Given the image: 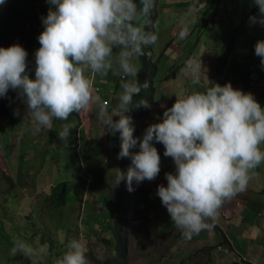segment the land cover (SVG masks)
<instances>
[{"label":"clouds","instance_id":"obj_1","mask_svg":"<svg viewBox=\"0 0 264 264\" xmlns=\"http://www.w3.org/2000/svg\"><path fill=\"white\" fill-rule=\"evenodd\" d=\"M4 2L0 0V5ZM46 3L52 7L42 17L44 30L37 38L40 47L35 52L34 78L29 76L28 53L23 47H0V98L7 97L9 91L17 93L26 105L22 120L27 116L34 135L51 130L54 121H67L71 114L97 106L107 134H119L117 158L131 159L127 173L117 169L113 183L118 187L125 181L129 192L135 190L133 182L139 185L157 178L161 157L154 145L162 144L163 155L172 159L175 171L165 173L166 186H157L161 205L185 239L212 231L224 203L245 192L255 169L264 164V107L253 94L234 89L230 83L221 86L206 77L209 86L203 92L176 99L160 122L149 125L142 137H134L131 117L125 113L133 97L149 84L138 83L140 69L133 60L158 41V34L149 31L154 27L151 16L156 0ZM251 3L258 14L249 17V26L264 27V0ZM187 34L185 28L180 38ZM254 55L264 66V40L256 42ZM114 61V75L120 77L122 91L117 107L109 113L94 82L97 76L104 78L113 71ZM186 71L197 83L202 71L205 75L200 58L189 59ZM137 107L150 105L141 100ZM71 131V125L63 124L58 138L67 142ZM88 177L84 176V181ZM85 182L90 183L91 177ZM48 247L45 242L34 248L17 239L10 254L32 259L46 255ZM86 253L85 243L72 239L57 264H89Z\"/></svg>","mask_w":264,"mask_h":264},{"label":"crops","instance_id":"obj_2","mask_svg":"<svg viewBox=\"0 0 264 264\" xmlns=\"http://www.w3.org/2000/svg\"><path fill=\"white\" fill-rule=\"evenodd\" d=\"M189 4L191 5V3ZM193 5L195 6L194 9L198 10L204 4ZM211 6L216 10V3H212L208 8H211ZM50 7L52 6L48 5L47 13ZM231 9H234V5L230 3V0H222L220 11L221 19H223V23L225 24L226 22L231 23V19L227 21V15L230 18L233 17V15H230ZM207 12H209L208 9ZM209 13L211 15L207 20L215 21L214 12ZM167 14L171 21L170 27L168 26L167 29L173 30L175 27L176 30H180L191 26L190 19L180 21L171 12H167ZM257 14L258 8L249 0L243 21V36L246 39V43H249L250 46L244 48L246 50L241 51V53L248 52L253 55L256 42L264 40V27L259 25L249 26V17ZM151 18L154 20L153 30L156 32L160 19L157 17L155 9ZM232 38L234 45L229 53V57L232 54H237L236 57H239L238 59H246V56L239 52L240 49L237 48V41L234 42V37ZM147 50L146 57L151 62L150 47ZM115 51H118V49ZM220 51L218 54L211 55L209 53V58L212 60V64L215 63V68ZM203 55L200 57L202 66H204ZM135 64L139 67V60ZM154 69L156 70V67ZM176 72L177 70H174L164 78V82L162 83L166 90L158 96L159 100L156 102H153V97L151 98L149 103L150 108H144L147 112L146 116H143V114L134 120V137H142L149 125L160 122L163 112L167 108H170L176 99L187 95V93L198 91L200 84L202 87L206 86L204 84L206 77L212 78L216 82L215 77H208L209 75L206 73L205 76L204 72H201L198 83L194 82L188 73H184L181 77L176 78ZM217 77L219 79L218 75ZM104 78L97 76L94 85H97ZM182 86L185 87V94L182 93ZM121 91L120 77L116 75H114L113 83L109 88L99 90L98 94L101 96L102 101H106L104 107L108 109L109 113L117 107L119 103L118 96ZM98 111V107L94 105L89 111L81 112L80 115L84 118H80L79 116L80 126L76 114H71L75 117V121L71 127L73 139L68 143L67 149L70 152L71 164L75 167V176L73 183L74 192H71L69 195H65V183L63 184V179L60 177V170L67 166L65 159L67 155L66 143L58 138L61 127L65 124L64 121H57L59 122V126H54V130L58 132L57 139L45 141L46 138L43 133L39 135L41 137V141H39L40 158L35 156V158L26 159L22 155L24 152H19L18 159L16 160L18 169L22 170L27 167L26 165H22L23 161H38V172L34 176L37 180L36 184L32 182L30 171L28 173L30 181L27 182L21 179L20 183H17V179L11 173H6L5 167L0 166V171L8 174L13 182L12 189H15L13 195L17 196V205L14 213L8 200L1 215L3 222L7 226L13 220L19 222L20 217L29 216L30 213L25 200L29 197L31 191L34 194L37 191L44 192L45 190L46 196L58 197L60 200L63 198L61 205L64 204V210L62 211L59 207L58 209L52 208L56 205L39 209V214L42 216L41 223L39 224L40 227L31 234H38L41 237L39 238L41 240L39 246L45 242L48 244L47 254L53 257L52 262H47L46 264H57L58 259L62 258L63 254L67 251L68 242L72 239H78L80 234L79 229L82 232L81 234L84 235L82 239L88 237V234H93V236H96V241L100 244L101 254L98 258L95 255H90L89 252L86 253L89 264H106V262L108 264H183L185 261L189 262V264H264V189H260V187H264V164L255 169L256 175L250 180L245 192L224 203L220 210L219 219L212 231H201L191 239H185L173 222H171L166 209L161 205L160 199L156 195L157 186H166L167 184L165 173H174L175 171L172 159L163 155L164 146L159 143L154 145L161 157V171L155 180H145L139 185L133 182L135 190L132 192L127 190L125 181H121L118 187H113L117 169L126 174L131 165V159L117 158L120 165L114 170L115 172L104 170V168H108L109 148L115 147L113 151H115L118 157L121 141L118 133L116 134L118 137L117 141H114V138L107 134L103 121L98 118ZM134 114L138 116L136 112ZM113 119H118V117H113ZM18 121L17 118L9 119V123L6 125L9 126L8 132H16L18 136H25L24 133L28 131L29 123L22 120L18 123ZM45 133L47 136L54 138L53 133ZM23 146H26V144H23ZM130 151L134 152L138 151V149H131ZM63 170L67 171L69 169ZM55 171L58 172L57 178L54 176ZM39 172L44 173V175L40 176ZM27 175L22 177H26ZM86 175L91 176L90 183H85L83 180V177ZM1 178L0 176V181H4L7 185L6 180ZM76 178L82 181L85 187H90L95 179L101 182H105L106 179L110 181L107 183V190L105 192L102 190L95 192L99 188L78 192L75 183ZM24 183H27L30 187L26 195H24V187L22 186ZM10 193L11 191L8 192V194ZM77 194L80 196V203L79 211L74 219L73 216L68 214L66 208L69 202L68 197ZM16 215L18 217H15ZM80 215V225H78ZM59 219L61 221H58ZM71 221H74L77 228L74 231L75 235L65 232V229H67L66 225L70 224ZM55 224L58 226L55 227ZM235 224L241 228H237ZM104 226L107 227L104 228ZM41 227L49 230L48 235L42 231ZM26 230L24 234L30 233L29 228ZM100 232L102 233L101 235H99ZM235 234H238L244 240L237 241L234 238ZM71 236L72 238L69 239ZM84 243L86 248L91 247L93 249V247H96L93 240V247L92 245H88L87 238ZM217 246L227 247L228 251L222 252L217 249ZM58 248L60 250L56 251ZM60 251L62 253L58 255ZM232 255L242 256L245 258V261L243 263L233 262L230 259ZM34 261L35 259H25L21 255L12 256L6 246L4 249L0 246V264H34Z\"/></svg>","mask_w":264,"mask_h":264},{"label":"rangeland","instance_id":"obj_3","mask_svg":"<svg viewBox=\"0 0 264 264\" xmlns=\"http://www.w3.org/2000/svg\"><path fill=\"white\" fill-rule=\"evenodd\" d=\"M191 1V2H190ZM191 3V5L189 4ZM212 3L217 4L216 10L211 6ZM222 3V0H156V7L155 11L157 13V17L160 19L159 23L157 24L156 33L158 34V41L155 45L150 46V55H151V62L155 63L156 70L154 69L155 73H153L150 76V82L152 87V95L153 102H156L159 100V95L162 94L164 90H166L164 84V78L169 73H171L174 70H177L175 73L176 78L181 77L182 74L187 73L186 71V64L189 59H197L200 58L203 53V60H204V66L202 68L205 70V73L208 74V77H215L216 82H214L211 79L207 78L209 81L217 83L221 86H223L225 83H230L234 89L241 90L245 93H251L253 94L256 101L264 107V66L261 65L260 58L255 56L254 54L251 55L248 52L247 53H241V51H245L246 47H249L250 44L246 43V39L243 36V21H244V15H245V9L249 4V0H230V3L234 5V9L230 10V15H233L232 18H230L229 15H227V21L231 19V23L226 22L223 23V19H221V11H220V5ZM202 5L199 7L198 10L194 9V5ZM207 9L209 12H214L215 21L213 20H207L210 18L211 15L209 12H207ZM163 12H166L163 14ZM167 12H171V14L175 15L180 21H183V19H190L191 26L187 28V36L184 39L180 38V32L183 29L176 30L174 27L173 30L167 29L168 26L171 24L170 18L168 17ZM209 14V15H208ZM206 20L205 22H203ZM203 22V23H202ZM161 24V25H160ZM166 26V29H165ZM170 27V26H169ZM234 37V42L237 41V48L240 49L239 52L246 56V59H238L239 57H236L237 54H232L229 57V53L233 48L234 43H231L229 51L227 52L225 59H226V66H225V76L218 79V77L215 75L216 68L214 67V64H212V60L209 58L210 54H218V52L221 49V46L223 44H228L230 39ZM116 49H114L115 51ZM210 53V54H209ZM235 56V57H234ZM138 58H134L133 63L138 62ZM214 67V68H213ZM114 71H115V61H114V69L113 71H110L108 76L104 79H101L97 85L99 90L109 88L110 85L113 83L114 80ZM203 72V71H202ZM205 74V75H206ZM247 78V79H246ZM204 81L205 85L204 87L199 85L198 91L203 92L209 85L208 82ZM104 80V82H102ZM185 87L182 86V93H184ZM185 94V93H184ZM14 113H18V115H14ZM146 111L144 112L143 116H146ZM26 114V105L23 103L21 98H18L17 103L13 107L12 115L6 120V116L0 115V166L5 167L6 173H11L15 179H17V183H20L21 179L26 180L27 182L30 181V175L28 174L29 171L31 172V178L32 182L36 184L37 180L34 178V176L38 172L39 163L37 160H27L23 161V166H27L25 168L18 169L16 165V160L18 159L19 152H24L22 155L25 156L26 159L35 158V156H38L39 158V141H41V137L39 136L41 133H43L44 137L46 138L45 141H52L57 139V131L54 130V126H59V122H55L53 124V128L51 130H45L41 133L34 135L32 131L30 130V127L28 126V131L25 134V136H18L16 132H8L9 126H6L9 123V119H18V123L24 115ZM76 114L77 119L84 118L80 115V113H73ZM22 121L28 123L27 116H25V119ZM75 117L73 115H70L69 119L67 121H64L65 124H69L72 127V123H74ZM79 126L81 125L80 120L78 119ZM17 123V124H18ZM56 124V125H55ZM53 133L54 138L49 137L46 135V133ZM56 133V134H54ZM110 137L114 138V141H117L118 137L117 135L113 136L110 135ZM72 131L71 136L69 140L66 143V152L67 155L65 156L66 159V168L63 169H69L67 171L60 170V177L63 179L64 191L65 195H69L71 192H74L73 190V183H74V170L75 167L72 166L70 161V152H68V143L72 141ZM23 144H26V146H23ZM28 148V149H27ZM19 149V150H18ZM264 149V146H263ZM115 147L109 148V160L107 163L108 168H104L107 172H115L114 170L119 167V162L117 159V154L115 153ZM3 157V158H2ZM28 174V175H27ZM24 175H27L26 177H22ZM40 176H43L44 173L39 172ZM55 178L58 177V172H54ZM89 176V175H88ZM90 177H88L87 181H90ZM3 179V178H1ZM110 180L99 181L94 180L93 184L90 187H85L84 183L80 181L78 178H76V186L78 188V192H82L83 190L87 189H93V188H99L96 189L95 192L103 191L105 192L107 190V183ZM103 183V185H102ZM88 185V184H87ZM24 187V195H26V192L29 191V185L27 183H24L22 185ZM3 189H2V188ZM40 187V186H39ZM260 189H264V187H260ZM11 191L10 194L8 192ZM15 189H8L7 185L4 182H0V246L4 249L5 246L9 249H11V246L13 243H11L9 239L15 241L17 239L23 240L25 243L33 246L34 248L39 247V243L41 240H39V235H31L34 230L39 229V224L41 223L42 216L39 214V209L46 206L56 205L52 207L53 209H59L62 211L64 210V204L61 205L60 198H56L54 196H46L45 190L44 192L37 191L33 194V191L29 194V197L25 200L26 205L28 206L29 216H22L19 218V222H22V226H18L19 223L16 220H13L9 226H7L3 219L1 218V215L4 211V207L6 206V202L8 200L11 203V209L14 213L16 210L17 205V196H14ZM69 202L68 206L66 208V211L70 216H73L74 219L76 218V214L79 211V203H80V196L73 195L68 197ZM7 200V201H6ZM55 200V201H54ZM54 201V203H52ZM66 203V201H65ZM48 215V214H47ZM15 217H18L17 215ZM80 217L79 216V222L78 225H80ZM11 221V218H10ZM58 221H61L59 219ZM84 222V221H83ZM18 229L16 231L14 227ZM58 225L55 224V227ZM237 228H241L237 224H235ZM107 226H104L106 228ZM110 228V226L108 225ZM30 229V233L24 234L26 229ZM42 231L44 233H47L48 235L49 230L45 229L43 227ZM65 232L66 233H72L75 235V232L77 230L76 225L74 224V221H71L70 224L66 225ZM80 232L78 240H81L83 242H87L88 245H92V240L95 241L96 247L93 249L91 247H88V251L90 255H95L96 258L101 254L100 253V244L96 241V236H93V234H88L86 238L82 239L84 237L83 234H81V230H78ZM28 232V230H26ZM99 234V233H98ZM102 233L100 232L99 235ZM72 238L69 237V239ZM234 238L237 241H243L244 239H241L238 234L234 235ZM60 248H58L56 251H59ZM62 253L60 251L58 255ZM52 255H41L39 257H35L32 259H35L34 264H46L47 262H52ZM240 256H231V261L237 262ZM245 259V258H244ZM31 264V263H28ZM106 264H108L106 262ZM183 264H189V262L185 261Z\"/></svg>","mask_w":264,"mask_h":264},{"label":"trees","instance_id":"obj_4","mask_svg":"<svg viewBox=\"0 0 264 264\" xmlns=\"http://www.w3.org/2000/svg\"><path fill=\"white\" fill-rule=\"evenodd\" d=\"M48 5L46 0H5V2L0 5V47L8 48L18 44L27 51L30 78H34L35 52L40 47L37 38L44 30L42 17H45ZM151 21L154 25L153 18H151ZM203 22H205V20ZM149 31H153V28H149ZM232 41L233 38L230 39L228 44L222 45L220 54L217 57L215 75H218L219 79L225 76V56L229 51ZM147 48L149 47H146L144 49V54L139 57L140 70L138 72L137 81L140 85H143L144 82L147 81L149 87L147 89L141 88L139 94L133 97V102L129 111L125 113L126 116L131 117L132 127H134V118L142 116L145 112L144 107H137L139 102L144 100L149 104L152 98L150 76L155 66L154 63H151L149 58L146 57V52H148ZM222 66L223 68H221ZM18 98L19 96L14 91H9L7 97L0 98V115L9 117L12 114L13 107L17 103ZM134 112H136L138 116H136ZM0 176L6 180L8 189H12L13 182L9 175L0 171ZM0 182L2 183L4 181ZM18 223V226H22V222ZM14 229L18 230L15 227ZM8 240L11 243L14 242L9 238Z\"/></svg>","mask_w":264,"mask_h":264},{"label":"built area","instance_id":"obj_5","mask_svg":"<svg viewBox=\"0 0 264 264\" xmlns=\"http://www.w3.org/2000/svg\"><path fill=\"white\" fill-rule=\"evenodd\" d=\"M94 87H96L97 89H98V87L97 86H95L94 85ZM192 93V92H191ZM190 93V94H191ZM103 102H104V104L106 103V101L105 100H103ZM87 179L88 178H85V181H87ZM218 249H221L222 251H224V252H226L227 251V249L226 248H220L219 246L217 247ZM238 261L237 262H243L245 259H244V257H242V256H240V257H238Z\"/></svg>","mask_w":264,"mask_h":264}]
</instances>
